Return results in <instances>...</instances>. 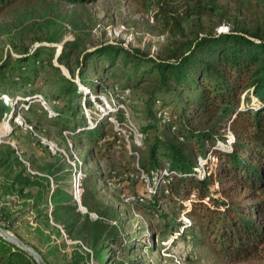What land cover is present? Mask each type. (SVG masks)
<instances>
[{
	"label": "rangeland",
	"instance_id": "obj_1",
	"mask_svg": "<svg viewBox=\"0 0 264 264\" xmlns=\"http://www.w3.org/2000/svg\"><path fill=\"white\" fill-rule=\"evenodd\" d=\"M220 2L234 5V0ZM155 12L154 5L142 12L131 0H89L73 5L44 0L0 17V60L7 55L21 57L26 50H42L39 63L31 61L26 72L30 84L19 81L2 95L10 110L0 121V143L14 146L31 173L51 180L61 177L82 214L94 220L101 217L83 204L84 196L91 205L97 203L101 212L111 214L109 206L120 212L118 220L103 218L118 228L120 238L101 261L74 231L70 237L63 224H54L51 219V224L60 228L59 236L45 223L34 221L33 215L19 213L21 203L12 202L17 195L6 194L2 186L8 171L0 169V211L7 207L10 218L16 217V228L6 229L36 248L49 264H264V255L236 262L219 253L200 211L193 210L192 200L182 193L180 184H173L162 154L169 142L180 139L165 124L169 114L162 120L156 117L154 100L162 98L168 103L174 118L180 117L179 131L188 136L191 129L201 126L198 118H191L195 114L192 108L184 112L189 93L185 92L184 101L179 102L173 93L156 92L148 79H128L121 67L104 72V60H97V69L93 67L87 74L99 83L97 90L81 86L87 94L73 101L62 90L61 75L80 82L83 54L102 45L139 49L151 57L163 55L171 38L155 20ZM217 21L209 19L210 26ZM229 30L228 22L215 29ZM64 48L68 52L60 62L58 57ZM51 61L60 70L53 68ZM86 98L94 99L90 106ZM77 103V112L70 111L69 106ZM84 119L88 124L74 130ZM97 121L103 125L104 134L89 131ZM227 132V140L219 137L222 145L233 139L234 134ZM195 141L192 149L198 151L200 175L216 170L220 160L211 154L200 156ZM154 144H159L157 157L165 164L156 180L155 171L149 174L143 169V163L153 165L150 154ZM200 157L208 159L204 167L199 164ZM218 189L215 182L211 190L216 196ZM205 201L211 205L208 198ZM37 224L50 233L54 244L61 243L55 252L51 253L52 247L36 229Z\"/></svg>",
	"mask_w": 264,
	"mask_h": 264
},
{
	"label": "trees",
	"instance_id": "obj_2",
	"mask_svg": "<svg viewBox=\"0 0 264 264\" xmlns=\"http://www.w3.org/2000/svg\"><path fill=\"white\" fill-rule=\"evenodd\" d=\"M43 1L0 0V17L15 13L19 7L36 6ZM55 1L73 5L89 0ZM131 1L142 12L156 6L154 18L171 38L167 50L160 57L113 44L86 51L79 62L80 82L61 75L63 92L73 101L87 94L81 86L97 90L99 83L87 74L93 67L97 69V60H104L107 63L102 65L104 72L121 67L128 79H148L156 92L173 93L179 102L184 101L185 92L189 93L184 112L192 108L195 114L191 118H198L201 126L191 129L188 136L179 131L180 117L174 118L168 103L162 98L154 100L156 117L162 120L169 114L165 124L177 139L184 141L169 142L162 154L168 161L173 184H180L182 193L192 200L193 210L200 211L219 253L236 262L263 256L264 0H234L233 7L220 0ZM212 18H218V21L210 26L209 19ZM224 22L230 24V30L216 32V27ZM65 48L58 57L60 62L68 52ZM41 51L26 50L21 57L7 55L0 60V121L10 110L2 95L9 93L19 81L30 84V75L26 72L30 70L31 61L39 63ZM50 65L60 70L52 61ZM93 101L86 98L85 103L90 106ZM77 108L78 103L69 106L75 113ZM96 123L89 131L104 134L101 122ZM80 124L73 129L77 131L88 121L84 119ZM227 131H231L235 139L231 144H223L224 147L219 137L227 140ZM223 133L227 134L224 136ZM194 138L199 143L200 156L211 154L220 160L217 169L208 170L204 176L197 169L199 156L198 151L192 149ZM159 150V144L151 148V167L143 163V169L149 174L155 171L154 180L165 166L157 157ZM0 169L8 171L2 186L6 194L17 195V200L12 202L15 205L21 203L19 213L33 215L34 221L45 223L59 236L60 228L51 224V219L63 224L70 237L75 232L77 238L84 239L92 247L94 255L101 261L113 244L119 243L118 228L103 219L118 220L120 212L116 208L109 206L111 214H106L97 203L91 205L84 196L83 204L90 211L101 213V217L94 220L89 214H82L61 177L51 180L48 176L31 173L18 156L17 149L8 143H0ZM52 174L55 176L54 172ZM215 182L219 183V196L211 190ZM207 198L211 205L206 203ZM10 215L4 207L0 211V221L5 223V228L15 229L16 217L11 219ZM37 225L36 229L45 235L52 247L51 253L55 252L61 243L54 244L50 233ZM0 264L38 263L28 252L0 235Z\"/></svg>",
	"mask_w": 264,
	"mask_h": 264
},
{
	"label": "water",
	"instance_id": "obj_3",
	"mask_svg": "<svg viewBox=\"0 0 264 264\" xmlns=\"http://www.w3.org/2000/svg\"><path fill=\"white\" fill-rule=\"evenodd\" d=\"M0 235L3 236L6 240L10 241L15 246H18L28 252L38 264H47L42 254L36 248L26 243L24 240L7 230L2 225H0Z\"/></svg>",
	"mask_w": 264,
	"mask_h": 264
},
{
	"label": "built area",
	"instance_id": "obj_4",
	"mask_svg": "<svg viewBox=\"0 0 264 264\" xmlns=\"http://www.w3.org/2000/svg\"><path fill=\"white\" fill-rule=\"evenodd\" d=\"M235 139V136L233 135V139H230L229 141H228V143L229 144H231V142H232V140H234ZM217 158V157H216ZM218 159V158H217ZM208 161V159H203V158H199V164H201L203 167H204V165H205V163ZM198 169V171H200L199 169V167L197 168ZM205 174H203V175H201V176H204ZM76 186L78 187L79 186V184H76ZM78 201H80V199L78 198Z\"/></svg>",
	"mask_w": 264,
	"mask_h": 264
},
{
	"label": "crops",
	"instance_id": "obj_5",
	"mask_svg": "<svg viewBox=\"0 0 264 264\" xmlns=\"http://www.w3.org/2000/svg\"><path fill=\"white\" fill-rule=\"evenodd\" d=\"M55 224V222H53Z\"/></svg>",
	"mask_w": 264,
	"mask_h": 264
},
{
	"label": "bare ground",
	"instance_id": "obj_6",
	"mask_svg": "<svg viewBox=\"0 0 264 264\" xmlns=\"http://www.w3.org/2000/svg\"><path fill=\"white\" fill-rule=\"evenodd\" d=\"M77 182V181H76ZM74 189V188H73Z\"/></svg>",
	"mask_w": 264,
	"mask_h": 264
}]
</instances>
